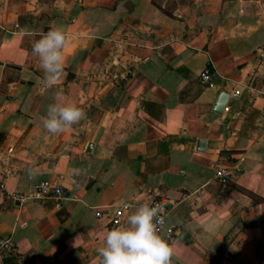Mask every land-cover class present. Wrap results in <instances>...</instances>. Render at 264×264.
Returning a JSON list of instances; mask_svg holds the SVG:
<instances>
[{"label": "crops", "instance_id": "1", "mask_svg": "<svg viewBox=\"0 0 264 264\" xmlns=\"http://www.w3.org/2000/svg\"><path fill=\"white\" fill-rule=\"evenodd\" d=\"M57 26L48 87L32 45ZM54 103L85 118L51 134ZM41 181L59 201L13 199ZM155 199L172 264H264V0H0V264H97L112 211Z\"/></svg>", "mask_w": 264, "mask_h": 264}, {"label": "clouds", "instance_id": "2", "mask_svg": "<svg viewBox=\"0 0 264 264\" xmlns=\"http://www.w3.org/2000/svg\"><path fill=\"white\" fill-rule=\"evenodd\" d=\"M67 40L66 30L57 26L41 33L32 45V53L40 61L44 83L48 87L53 86L63 73V49ZM85 115L74 103L50 104L46 116L42 117L43 127L51 134H59L79 123ZM160 212V205L145 202L128 216L125 226L108 230L103 246L97 250V264H172V243L160 235L163 225Z\"/></svg>", "mask_w": 264, "mask_h": 264}, {"label": "built area", "instance_id": "3", "mask_svg": "<svg viewBox=\"0 0 264 264\" xmlns=\"http://www.w3.org/2000/svg\"><path fill=\"white\" fill-rule=\"evenodd\" d=\"M121 80H124V77L120 78ZM198 81L201 85L210 87V71L208 67H205L198 75ZM226 108H223V111H226ZM229 172H227L224 168L217 167L213 171V178L221 185H225L228 181ZM60 197H62V191L59 186L54 185L48 181H41L38 186L28 193L27 195H13V199L17 200H30V201H40L42 199H53L55 201H59ZM152 204L160 205L161 206V212L160 216L163 217V225L161 228L160 233L164 235L163 238L170 241L171 240V234L172 231L170 229H165L164 227V217L166 212V206L168 205L167 201L162 199H155L151 201ZM141 204L136 203L134 201H127L123 202L122 204L118 205L113 211L111 216L108 219V224L115 228L120 226L123 216L125 213L136 209ZM95 217L99 218L100 212H95ZM159 227V226H158ZM14 252V246L10 242L9 239H3L0 238V256L6 257L11 255Z\"/></svg>", "mask_w": 264, "mask_h": 264}, {"label": "water", "instance_id": "4", "mask_svg": "<svg viewBox=\"0 0 264 264\" xmlns=\"http://www.w3.org/2000/svg\"><path fill=\"white\" fill-rule=\"evenodd\" d=\"M227 95L223 92L218 93L217 98L213 104L212 107V112L214 114H220V112L223 110L226 100H227ZM203 146V142L199 141L197 142V149L201 150Z\"/></svg>", "mask_w": 264, "mask_h": 264}]
</instances>
